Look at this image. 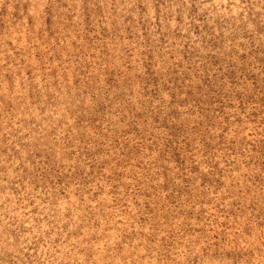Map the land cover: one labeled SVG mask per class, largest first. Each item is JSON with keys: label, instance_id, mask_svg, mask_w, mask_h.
<instances>
[{"label": "rangeland", "instance_id": "rangeland-1", "mask_svg": "<svg viewBox=\"0 0 264 264\" xmlns=\"http://www.w3.org/2000/svg\"><path fill=\"white\" fill-rule=\"evenodd\" d=\"M0 264H264V0H0Z\"/></svg>", "mask_w": 264, "mask_h": 264}]
</instances>
